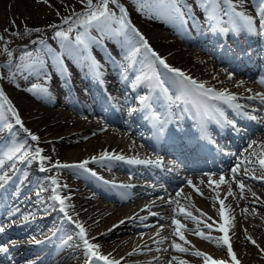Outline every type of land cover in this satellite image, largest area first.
I'll use <instances>...</instances> for the list:
<instances>
[{"label": "bare ground", "instance_id": "1", "mask_svg": "<svg viewBox=\"0 0 264 264\" xmlns=\"http://www.w3.org/2000/svg\"><path fill=\"white\" fill-rule=\"evenodd\" d=\"M55 2L56 0H47V3L43 0H0V36L4 37V40L0 42L10 43L14 38L26 35L28 32L25 33V28L41 29L46 24L55 22L61 13L58 10L60 7L57 6L61 3L55 4ZM248 2L243 3L242 0L239 10H244L251 15L252 9L259 4L253 0L250 4H247ZM181 6L184 16L182 20L173 17L175 20L173 29L176 35L173 34L172 37L152 28V26L168 25L167 22H160L158 17L162 13L155 10L147 9L148 12H145L140 23L136 17H130L129 13L127 19L171 66L182 69L197 81L204 82L207 87L217 91L227 89L235 94L237 96L235 103L242 105L241 109L231 108L223 101L212 102L216 107L224 110L226 117L231 114L242 115L245 113L243 102L248 99L244 93H253L255 90V85H250L251 82L264 81L259 78L264 75V58L261 54L264 49V40L260 41L257 37L260 35L264 38V35L257 32L258 27L255 33H249L244 29L230 30L226 33L220 31L224 27L232 28V25L227 23L229 18L221 14L222 23L218 25L216 20L209 19V13L202 0H181ZM252 16L256 21L259 20L256 14ZM117 26L114 25V27ZM211 29H218L222 33L221 39L213 37L215 34ZM90 31L92 35H99L95 29ZM245 35L248 41L242 38ZM74 38L75 31L70 39ZM222 38L231 42L220 43L219 51L225 53L228 58L221 56L216 48V44L223 40ZM240 39L244 41L243 44L240 43ZM253 40L258 41L259 44L252 47L250 51L248 49V53L244 55V47ZM54 43L56 47L52 48L54 53L51 54L43 45L37 44L43 47L42 55L35 50L36 57L43 60V66L38 64L37 70L31 67H23V70L21 67L18 70L14 61L11 65H7L10 67L8 72L12 75L6 73L10 88L6 89L5 94L19 112L24 127L40 139L32 141L18 125H15L9 113L8 117L13 123V129L10 132L5 130L0 133V148L20 142L26 143L29 150L35 147L43 149L42 155L49 157V160L43 162V166L50 168V171H47L49 174L47 175L46 172L45 177L56 176L60 185H67L66 188L59 189V194L62 197H70L66 201L67 204L72 205L67 209L68 214L74 220L81 222L87 234H91L89 238H95L94 243L103 241L100 246L102 253L110 254L111 258L117 260L123 257L121 264H169V261H172V264H180V261H185L186 264H204L203 257L193 254L195 251L207 253L213 259L225 260L231 264L227 256V246L223 245L222 241L217 244L195 234V230L199 228L205 235L213 237L224 235L218 230L220 224L224 222L219 215L221 207L219 200H224L225 216L232 217L227 225L228 235L240 264L263 262L261 259H264V252L261 250L264 249V227L258 222H264V179L254 177L264 176V170L258 163L245 161H255L257 156L250 154L253 152L259 154L264 151V148H261L264 144V114L251 111L245 117L242 116L241 122L246 126V133L235 146L231 147L228 154L219 156L216 165L211 161L215 162L217 157H212L209 169L201 172V175L192 177L190 179L192 184L188 187H182V180L171 188H168L171 180L159 182L157 177L161 172L155 164L159 160L157 158H154V163L142 167L125 161L90 162L87 167L95 171L97 176L76 168L51 169V164L57 160L61 163H77L93 156L99 157L105 150L109 153L124 155L127 152L126 149L138 148L139 144L136 143L140 140L153 141V136L156 139V135L152 132L155 128L158 129L157 126L161 123L164 127L167 124L169 135H164L158 141L155 140V143L170 140L175 148L181 151L185 160H195L196 157L204 160L210 156H201L196 145H193L194 142L188 141V138L192 137L195 131L197 135L202 134L197 131L199 128L207 126L211 128L215 125V119L204 117L202 110L190 100H180L169 105L158 91L152 93L150 101L152 108L146 110L136 97L148 95L149 89L144 83L135 88L132 87L141 64L136 62L133 67H127L129 61L125 57L128 45L123 37L109 38L104 41L103 46L98 47L97 44L91 47L92 56L99 61L98 70L87 58V53L68 55L60 47L59 40H55ZM57 53L61 54L59 62L54 59ZM255 56L257 59H254ZM217 61L229 67L237 62L251 63L253 67L248 69L249 78L241 82L233 73L229 79V73L224 67H220ZM157 70L165 74V79L172 76L158 64ZM32 72L36 76L41 75L44 81L42 86L49 89L50 96L38 98V94L24 91L29 80L35 78ZM45 73L50 79H45ZM12 76L15 77L14 81L10 79ZM93 77L95 78L93 83L96 82L97 85L91 82ZM223 84H226L227 88L222 87ZM165 87L170 89L169 94L175 99L178 93L172 81L167 80ZM116 93H120L119 96ZM253 102L264 106L261 98ZM130 109L136 110L130 111ZM153 112L155 117L152 115ZM248 116H255L256 119H249ZM101 117L111 123L110 128L102 125ZM185 118L188 119L184 120ZM122 120L125 122L123 123ZM151 121L154 124L153 128L150 125ZM186 123H189L191 127L184 128ZM131 135L136 136L137 140ZM198 139L205 141L203 136L202 138L199 136ZM253 141L256 144L249 149L248 146ZM138 157L142 160L151 159L145 152ZM32 162H18L12 180L1 188L4 193L0 195V225L18 220L25 214L29 217L27 222L12 225L9 228L12 234H9L6 228L0 233V241H4L3 244L7 241L13 242L14 238L7 240L8 236H16L27 229L29 230L26 237L32 239L33 236L44 235V238L41 243L33 247L23 244L27 242V238H15V244L8 245V253H0V264H19L20 262L22 264H30V262L31 264H59L58 261L69 259H72L73 263L84 264L86 259L84 249L75 235L78 229L66 223L64 216H60L58 202L49 199L52 195L50 181L46 180L42 176L44 172L38 169L41 162L38 159ZM161 163L164 164L163 160L159 165ZM237 163H240V167L236 178L244 185L242 197L241 189L237 187L231 173V169ZM25 173H27L26 176ZM221 175L225 178L224 184L210 185V180L218 181ZM120 185L130 187L123 188L119 187ZM42 186L46 190L38 196L37 192ZM229 186L232 188L233 195L226 196ZM195 189H199L203 195H199ZM178 192H180L179 196ZM170 195L175 197L171 198ZM197 198L201 201L199 202ZM181 207L196 217V220L181 214ZM188 207L196 213L188 211ZM16 208H19L20 212L9 219L8 213ZM30 210L38 214L39 219H36L35 223L38 222L40 226L38 230L33 231L35 224L28 222L30 218L35 217L33 214L31 216L28 214ZM37 210L39 211L36 212ZM201 212L206 215H201ZM150 213H157V215L153 216ZM173 216L184 225L182 229L185 231L181 232L188 243L174 234ZM126 217H133V219L126 220ZM142 217L145 219H141ZM208 217L212 219L209 220ZM113 218L115 223L108 222V224L111 223L108 226L113 224L117 225L116 227L112 225L106 229L107 231L92 234L96 232V228L104 226L105 220L109 221ZM57 220L59 222L56 225V234L62 233L60 239L63 238V241L61 242L47 238L50 228H54ZM121 220H125V223L119 224ZM207 222H213L212 229L218 230L219 233L204 231L202 226ZM69 237L72 239L69 240ZM247 237H251V240ZM161 240H163L162 243L159 242ZM253 240L255 244L251 242ZM173 242L187 248L188 251H177L172 247ZM33 248L36 251L32 252ZM129 253L132 254L129 255ZM172 257H176V260H172ZM95 264H103V262L96 261Z\"/></svg>", "mask_w": 264, "mask_h": 264}, {"label": "snow or ice", "instance_id": "2", "mask_svg": "<svg viewBox=\"0 0 264 264\" xmlns=\"http://www.w3.org/2000/svg\"><path fill=\"white\" fill-rule=\"evenodd\" d=\"M44 3H47V0H43ZM202 2L206 6V11L209 13V19L216 20L219 25L222 23L221 14L223 16H227L229 19L227 21L228 24L232 25V28L229 29L227 27L221 28L220 31L228 32L230 30L235 31L238 29H244L249 33H255L257 27L259 28V33L264 35V0H261V4L256 12V16L259 17V20L256 21L254 16L249 15L244 10H239L240 5L242 4V0H202ZM80 3L84 5L83 10L80 13L73 12L72 15L65 17L62 23L69 24V27L66 30H57L54 32V38H57L60 41V47L64 49L68 55H81L83 53H87V58L91 61L92 65L99 69V61L95 59L91 54V47L93 45H103L104 41L109 38H117L123 37L124 42L128 45L127 55L125 57L126 60L129 61L127 67H133L134 63L139 62L141 64V68L138 70V75L135 76L133 80L132 87L135 88L141 83L147 85L149 89L148 95H140L137 96L136 99L140 102V104L146 109L150 110L152 108V104L150 103L152 99V93H157L162 95L171 105L172 103L180 100H190L195 103L198 109L202 110V114L207 119H215L217 124H220L221 127L225 125H230L235 127V121L227 119L225 112L222 108L216 107L212 102L213 101H223L229 107L234 109H241L242 105L239 103H235L237 100V96L233 93H230L227 89H221L219 91L214 88L207 87L204 82L197 81L192 78L188 74H186L182 69L171 66L165 58L159 55L149 44L148 40L143 36L142 33L139 32L134 26H132L131 21L127 19L128 12L122 4L118 3V0H80ZM140 3V7L137 9L141 11L144 7H148L151 10H155L156 12L162 13L164 15H168L170 17H176L182 20L184 16V12L181 6V0H138ZM111 5H116L119 9L120 15L117 16L116 13L110 8ZM226 9V10H225ZM75 17V20H73ZM114 25H118L114 27ZM51 28H57L58 25H49ZM75 29V38L70 39L69 34L73 32ZM91 29H95L99 35H92ZM7 31V29L5 30ZM25 33L27 32H40V28H25ZM13 35H17V33H13ZM0 40H4V37L0 36ZM34 44L43 45L48 53H54V50L48 46L45 40L40 39L37 41H32ZM3 52L7 54L10 58L7 62L8 65L12 64V56L13 52L9 50L7 47L2 49ZM39 51V49L37 50ZM60 53L55 54L54 59L59 62L60 61ZM33 57V53L25 52L21 57V61L29 60V64H25L24 67H33L36 64L43 66V60L39 57L35 59H31ZM139 57H143V59H138ZM157 64L162 66L167 70L168 73H171L172 76L167 77L165 74L160 73L157 70ZM17 68H21V65H17ZM27 78V77H26ZM13 81L15 77H10ZM45 79H50L45 73ZM229 79H231V73H229ZM167 80H171L172 83L177 88V93L175 95V99L170 95V89L165 87ZM264 83V81H261ZM19 87V85H17ZM26 92H32L38 94V98L42 96H50L51 93L47 87H44L39 84H32L29 88L24 89ZM257 96H260L262 102H264V94L257 93ZM254 97L249 96L248 99H253ZM136 109H130V111H135ZM11 114V118L14 120L15 125H18L30 138L32 141H39V136L31 132L28 128L24 127V123L21 119L19 112L16 107L13 105L12 101L5 94L4 90L0 88V133L8 130L9 132L13 129V123L9 121L8 114ZM152 115L155 117V113ZM249 119L255 120V116H248ZM159 119V117H156ZM158 132L163 133L164 125L161 123L158 126ZM256 144L255 141L249 144V149L253 148ZM261 148H264V144L261 145ZM247 151V150H246ZM43 149L39 147H35L34 151L29 150V146L26 143H11L4 148H0V188H3L5 184L12 180L13 175L17 170V163H31L33 160H39L41 162L40 170L42 172L50 171V168H46L43 166V162L49 160V157L42 155ZM250 155L257 156L255 161L247 160L246 163H258L260 168L264 170V151H261L259 154L253 152ZM126 161L128 164H152L154 163L151 160H142V159H128L122 154L109 153L107 150L100 153L99 157L93 156L90 159H85L79 161L77 163H61L59 160L55 161V163L51 164V169H69L76 168L88 172L92 176H97V173L90 168H88V164L90 162H98V161ZM155 163L159 164L160 161L157 160ZM240 167V163H237L231 169V173L233 174V179L239 189H241V197L243 196L244 185L240 182L238 178H236V173ZM27 173H25V176ZM102 179V177H97ZM255 179H264V176L254 177ZM46 180L50 181L51 184V192L52 195L49 199H52L59 204V211L64 214V219H66L70 224L75 226V229H78V232L75 235L79 238L81 242L84 254L85 261L84 264H95L96 261H101L103 264H121L123 257L120 260L113 259L110 257V254L106 255L100 251V245L94 243L95 238H89L85 227L78 220H74L71 215L68 214L67 209L72 207L66 203L70 197H62L59 194V189L61 187L66 188L67 185H60L58 183V179L56 176H48L45 177ZM107 183V182H106ZM190 185L192 181L188 182ZM211 184H216L219 186L220 184L225 183V178L223 175L220 176L218 181H211ZM116 187V185H113ZM119 187L128 188L129 185H120ZM194 187V186H193ZM46 189L42 186L40 187L37 195L39 196ZM199 195H203L199 189H195ZM180 195V192L177 193ZM226 196L233 195L231 186L228 187V191L225 194ZM43 203V201H41ZM221 207L219 208V215L221 220L224 222L220 224L219 231L224 233L221 237H213L211 235H205L203 231L199 228L195 230V234L200 236L203 239H207L209 241L216 242L219 244L221 241L223 245L227 246V256L231 260V264H240L239 260L234 253L231 243L230 237L228 235V227L229 221L232 217L225 216V204L224 200H219ZM147 207V206H145ZM175 211V210H174ZM20 212L19 208L13 209L8 213V218L11 219L13 216ZM180 213L185 215L186 217H191L193 220H196V217L192 216L190 212H186L183 207L180 208ZM150 215H157V213H150ZM201 215H206L201 212ZM126 220H132L133 217H126ZM141 219H145L142 217ZM211 220V217H208ZM24 220L27 221L28 217L25 216ZM125 223V220L119 221V224ZM172 224L175 226L174 234L179 237L180 240H184L185 243L188 241L185 240L181 229L184 227L180 223L179 220L172 217ZM117 225H113L116 227ZM147 226V225H146ZM207 229L211 230L213 228L212 223H207L204 225ZM163 227V226H161ZM6 227H0V233L4 232ZM111 231V229H109ZM159 231V230H158ZM69 240L72 237L68 238ZM247 239L251 240V237H247ZM160 243L163 240L159 241ZM255 244V241H251ZM35 243H41V241H35ZM172 247L180 252L188 251L187 248L182 247L180 244L173 242ZM9 251V246L0 244V253L7 254ZM135 251V249H134ZM264 252V249L261 250ZM132 253H129L131 255ZM196 256L203 257L204 264H228V261L225 260H217L213 259L207 253H203L200 251H195L193 253ZM172 260H176V257H172ZM31 264V262H30ZM169 264H172V261H169ZM180 264H186L185 261H180Z\"/></svg>", "mask_w": 264, "mask_h": 264}, {"label": "rangeland", "instance_id": "3", "mask_svg": "<svg viewBox=\"0 0 264 264\" xmlns=\"http://www.w3.org/2000/svg\"><path fill=\"white\" fill-rule=\"evenodd\" d=\"M60 1V2H59ZM59 3H61V4H59ZM118 3L119 4H122L124 7H125V9L127 10V12L130 14V17H136L137 19H138V23H140L142 20H143V17H144V14H145V12H148V10H149V8L146 6V7H144V9L143 10H141V11H138L137 9L141 6L140 5V3H138V0H118ZM55 4H59V5H57V6H59L60 8H58V10L61 12L60 13V16L58 17V19L55 21V22H53V23H51L50 25H58V27L57 28H51V27H49V25H45L43 28H41V31L40 32H28L26 35H23V36H19V37H16V38H14L13 40H12V42H10V43H2V42H0V88H2L3 90L5 89V91L4 92H6V89H8V88H10V82H8L7 81V75H6V73H8L9 75H12V73H9L8 71V69L10 68L9 66H7L8 64H7V62H8V60L10 59L8 56H7V54L5 53V52H3L2 51V49L4 48V47H7L9 50H11L12 52H13V56H12V61H14V63H15V66L17 67V65L19 64V65H21V67H22V70H23V67H24V65L25 64H29L30 63V61L29 60H25V61H21L20 60V57L25 53V52H31V53H33V57L31 58V59H35L36 58V55H35V50H36V52L39 54H41L42 55V52H43V47L42 46H40V45H37V44H34V43H32V41H37V40H39V39H43V40H45V42H46V44L48 45V46H50L51 48H55L56 46L54 45L55 43V40H58L57 38H54V32L55 31H57V30H66L68 27H69V24H65V23H62V21L64 20V18L65 17H68V16H70V15H72V13L73 12H76V13H80L82 10H83V8H84V5H82L81 3H80V0H56V2H55ZM110 8L116 13V15L117 16H119L120 15V12H119V9H118V7L116 6V5H111L110 4ZM148 9V10H147ZM73 20H75V17H73ZM74 31H75V29L73 30V32L72 33H74ZM72 33H70V34H72ZM69 34V35H70ZM40 50V51H37V50ZM46 49V48H45ZM27 50V51H26ZM188 64V63H187ZM39 65L38 64H36L35 66H33V68L31 67V69H33V70H37V68L36 67H38ZM18 69V68H17ZM21 68H19L18 70H20ZM29 70V69H28ZM30 72H31V70H29ZM33 73V72H32ZM44 73V72H43ZM34 75H35V78L34 79H31V80H29V82H28V84H27V88H29L32 84H39V85H42L43 84V80L41 79V75L40 74H38L37 76H36V74L35 73H33ZM5 75V76H4ZM1 77H4V79H1ZM222 87H226L227 88V86H226V84H223V85H221ZM7 93V92H6ZM43 105V104H42ZM32 147H34V145L32 146ZM30 150H33L34 151V149H30ZM32 163H34V162H32ZM45 167V166H44ZM39 168H41V166H39ZM49 173L47 172V175H48ZM42 176L43 177H45L46 176V172H44L43 174H42ZM103 178H105V177H103ZM171 197L173 198V197H175V195H171ZM197 200L200 202L201 200L199 199V198H197ZM32 206V205H31ZM31 206H29V208H31ZM110 206H111V204H110ZM189 208V207H188ZM188 211L190 210V208L189 209H187ZM193 209H191L190 211L191 212H194V213H196V211H192ZM33 210H30V212L28 213V214H30V216L33 214V216H35V217H33V219H31L30 218V220L33 222V224H35L36 223V217L39 219V217H38V214H34L33 212H32ZM39 210H37L36 212H38ZM35 212V213H36ZM59 214H60V216L62 217V216H64V214L63 213H61V212H59ZM26 216V215H25ZM29 217V216H28ZM140 217V216H139ZM201 217V216H200ZM21 218H24V217H21ZM114 220V218L113 219H109V221H108V219L107 220H105L106 221V223L104 224V226L103 227H99V228H96V232H93L92 234H95V233H97V232H101V231H107L106 229H108V227H110V226H112V225H110V226H108L109 224H111V223H109L108 224V222H114L113 221ZM116 220V219H115ZM257 220V219H256ZM255 221V220H254ZM58 222H59V220H57L56 221V223H55V226H54V228H50V230H49V232H52V230L54 231V230H56V225L58 224ZM68 221H66V223H67ZM246 222V221H245ZM256 222H258V221H256ZM115 223V222H114ZM208 223V222H207ZM209 223H212L213 225H214V223L213 222H209ZM258 223H260V224H262L263 225V227H264V222L262 223V222H258ZM37 224H38V222H37ZM68 224H70L69 222H68ZM201 224H204V223H202L201 222ZM39 225V224H38ZM71 225H73V224H71ZM37 226V225H36ZM203 227V230L204 231H207V233H219L218 232V230H214V229H211V230H209V229H207L204 225L202 226ZM103 228V229H102ZM185 231V229H181V231ZM182 231V232H183ZM209 231V232H208ZM57 232V231H56ZM59 234V235H58ZM58 234H55L54 235V233H53V236L52 237H57L55 240L57 241V242H61V241H63V238L62 239H60V235H62V233H58ZM90 236H91V234H89ZM88 235V236H89ZM89 236V237H90ZM95 243H97V244H99L100 246H102V243H103V241H97V242H95ZM104 245V244H103ZM260 256H262V255H260ZM263 262H259L260 264H264V259H261ZM58 263L59 264H78V263H73V261H72V259H69V260H60V261H58ZM243 264V263H242Z\"/></svg>", "mask_w": 264, "mask_h": 264}]
</instances>
